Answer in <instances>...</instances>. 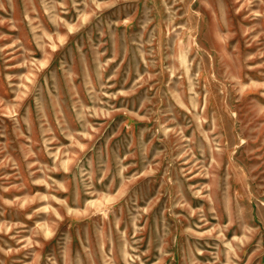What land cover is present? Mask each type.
Returning a JSON list of instances; mask_svg holds the SVG:
<instances>
[{"label": "rangeland", "instance_id": "1", "mask_svg": "<svg viewBox=\"0 0 264 264\" xmlns=\"http://www.w3.org/2000/svg\"><path fill=\"white\" fill-rule=\"evenodd\" d=\"M0 264H264V0H0Z\"/></svg>", "mask_w": 264, "mask_h": 264}]
</instances>
